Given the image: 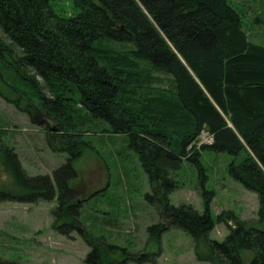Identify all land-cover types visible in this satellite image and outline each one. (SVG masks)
Wrapping results in <instances>:
<instances>
[{
	"label": "trees",
	"instance_id": "1",
	"mask_svg": "<svg viewBox=\"0 0 264 264\" xmlns=\"http://www.w3.org/2000/svg\"><path fill=\"white\" fill-rule=\"evenodd\" d=\"M73 2L76 13L65 15L52 0H0V81L32 120H54L47 143L70 154L51 176L28 175L15 150L1 144L0 201L49 202L57 191L53 227L69 237L79 231L90 247L84 264L144 262L79 221L85 199L69 185L73 161L89 146L85 121L101 119L128 136L151 185L147 198L192 236L198 261L242 264L246 250L249 264H264V230L253 222L222 212L217 221L234 225L223 240L210 238L213 193L201 178L203 212L167 202L179 186L170 173L184 160L197 161L201 149L222 151L232 157L229 174L257 194V223L264 224V46L248 39L227 0ZM202 131L212 142L197 147ZM166 227L150 226L149 239Z\"/></svg>",
	"mask_w": 264,
	"mask_h": 264
},
{
	"label": "rangeland",
	"instance_id": "2",
	"mask_svg": "<svg viewBox=\"0 0 264 264\" xmlns=\"http://www.w3.org/2000/svg\"><path fill=\"white\" fill-rule=\"evenodd\" d=\"M227 1L240 14L248 39L264 46V0ZM51 5L65 15L77 11L73 0H52ZM17 97L0 81V145L15 150L28 175L51 176L70 154L57 153L47 143L46 130L56 129L54 120L47 115L39 121L32 120L29 112L23 110L26 103ZM48 123L52 127H47ZM83 128L89 146L73 161L76 177L69 185L85 199L79 221L86 231L125 248L126 254L144 259L142 263L128 260L126 264H211L196 259L192 236L164 220L161 203L147 198L153 194L151 185L138 154L128 145V136L113 132L101 119H87ZM196 142L199 147L210 144L211 138L204 131ZM199 153L197 161L184 160L177 171L170 173L179 186L167 195V202L174 206L187 203L203 212L201 178L204 189L213 193L209 205L215 221L211 239L223 240L234 225L230 218L217 221L222 212H230L264 230V224L257 223V194L228 172L231 155L208 149ZM57 204V191L49 202L0 201V264H84L90 247L79 231L74 230L69 237L53 227ZM165 222L166 229L149 239L148 228ZM120 255L116 257L122 258ZM240 256L242 264H249L252 253L244 250Z\"/></svg>",
	"mask_w": 264,
	"mask_h": 264
},
{
	"label": "flooded vegetation",
	"instance_id": "3",
	"mask_svg": "<svg viewBox=\"0 0 264 264\" xmlns=\"http://www.w3.org/2000/svg\"><path fill=\"white\" fill-rule=\"evenodd\" d=\"M52 120V119H51ZM47 125V127H52V124L51 123H48V124H46Z\"/></svg>",
	"mask_w": 264,
	"mask_h": 264
},
{
	"label": "built area",
	"instance_id": "4",
	"mask_svg": "<svg viewBox=\"0 0 264 264\" xmlns=\"http://www.w3.org/2000/svg\"><path fill=\"white\" fill-rule=\"evenodd\" d=\"M203 132H204V131H202L201 133H203ZM206 133H207V132H206ZM207 134H208V133H207ZM208 135L210 136V138H211V142H212V137H211V135H210V134H208ZM211 142H210V143H211Z\"/></svg>",
	"mask_w": 264,
	"mask_h": 264
},
{
	"label": "water",
	"instance_id": "5",
	"mask_svg": "<svg viewBox=\"0 0 264 264\" xmlns=\"http://www.w3.org/2000/svg\"><path fill=\"white\" fill-rule=\"evenodd\" d=\"M49 130L54 131L55 129H54V128H51V129H49Z\"/></svg>",
	"mask_w": 264,
	"mask_h": 264
}]
</instances>
